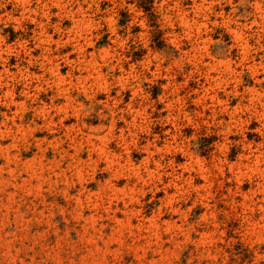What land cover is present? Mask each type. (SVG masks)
<instances>
[{"label": "rangeland", "instance_id": "374dc122", "mask_svg": "<svg viewBox=\"0 0 264 264\" xmlns=\"http://www.w3.org/2000/svg\"><path fill=\"white\" fill-rule=\"evenodd\" d=\"M0 264H264V0H0Z\"/></svg>", "mask_w": 264, "mask_h": 264}]
</instances>
